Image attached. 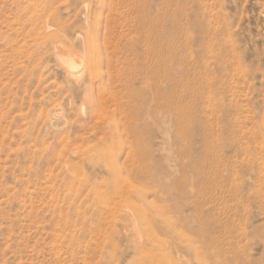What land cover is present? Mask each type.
Segmentation results:
<instances>
[{
	"label": "rangeland",
	"instance_id": "1",
	"mask_svg": "<svg viewBox=\"0 0 264 264\" xmlns=\"http://www.w3.org/2000/svg\"><path fill=\"white\" fill-rule=\"evenodd\" d=\"M0 264H264V0H0Z\"/></svg>",
	"mask_w": 264,
	"mask_h": 264
},
{
	"label": "bare ground",
	"instance_id": "2",
	"mask_svg": "<svg viewBox=\"0 0 264 264\" xmlns=\"http://www.w3.org/2000/svg\"><path fill=\"white\" fill-rule=\"evenodd\" d=\"M99 55H101V54H99ZM66 65V67H67V70H68V73L70 74V75H73L75 72V69H74V63L73 62H68L67 64H65ZM76 66V65H75ZM164 107V106H163ZM185 122V121H184ZM186 125V124H185ZM180 127V126H179Z\"/></svg>",
	"mask_w": 264,
	"mask_h": 264
}]
</instances>
